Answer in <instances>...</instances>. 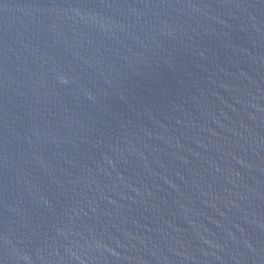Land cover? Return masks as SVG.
I'll list each match as a JSON object with an SVG mask.
<instances>
[{
  "label": "water",
  "instance_id": "obj_1",
  "mask_svg": "<svg viewBox=\"0 0 264 264\" xmlns=\"http://www.w3.org/2000/svg\"><path fill=\"white\" fill-rule=\"evenodd\" d=\"M0 264H264V0H0Z\"/></svg>",
  "mask_w": 264,
  "mask_h": 264
}]
</instances>
